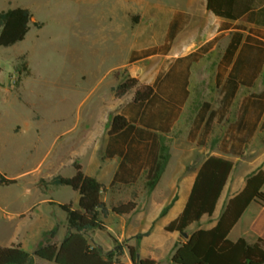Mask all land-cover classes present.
<instances>
[{
  "label": "crops",
  "instance_id": "obj_1",
  "mask_svg": "<svg viewBox=\"0 0 264 264\" xmlns=\"http://www.w3.org/2000/svg\"><path fill=\"white\" fill-rule=\"evenodd\" d=\"M119 9L121 13L112 8L109 18L121 47L118 52L126 56L117 66L123 72L118 85L130 77L154 90L143 103L134 100L135 89L115 96L117 102L108 110L128 121L122 132L109 135V125L104 133L101 119V128H92L79 139L75 160L85 175L104 186L102 200L108 210L136 204L130 214L110 213L105 229L88 237L104 252L123 245L124 264H133L127 247L136 248L139 259L170 264L180 234L165 227L183 212L206 159L228 160L233 170L213 215L190 225L189 236L213 228L226 203L245 187L246 177L264 171V6L256 0L253 16L234 20L214 15L207 0H125ZM163 142L170 159L148 193L145 183ZM74 162H63L57 175L70 169L72 177ZM50 186L53 193L60 191L61 187ZM72 193L70 203L77 209L79 194ZM48 202L67 204L48 199L41 205ZM66 231L65 225L62 238L55 242L59 244ZM98 232L107 234L106 248L93 239ZM228 238L233 242L244 238L248 243L264 239V206L251 204Z\"/></svg>",
  "mask_w": 264,
  "mask_h": 264
},
{
  "label": "rangeland",
  "instance_id": "obj_2",
  "mask_svg": "<svg viewBox=\"0 0 264 264\" xmlns=\"http://www.w3.org/2000/svg\"><path fill=\"white\" fill-rule=\"evenodd\" d=\"M124 2L0 0V13L24 8L33 16L22 42L0 47V247L20 243L33 255L56 225L55 240L62 238L66 214L41 201H74L70 188L53 193L49 180L63 162L78 163L79 139L101 128V119L103 132L109 128L114 111L108 108L117 102L112 89L123 74L117 66L126 57L118 52L109 18L112 8L121 13ZM60 175L70 177L72 171ZM3 180L16 183L5 186ZM93 239L103 248L110 242L103 232Z\"/></svg>",
  "mask_w": 264,
  "mask_h": 264
},
{
  "label": "trees",
  "instance_id": "obj_3",
  "mask_svg": "<svg viewBox=\"0 0 264 264\" xmlns=\"http://www.w3.org/2000/svg\"><path fill=\"white\" fill-rule=\"evenodd\" d=\"M256 0H207V9L218 17L239 19L254 14ZM264 6V0H258ZM260 11V10H259ZM33 16L28 9L15 8L0 13V47H11L22 42L30 30ZM36 28L42 24L35 22ZM135 89L134 100L143 103L153 95V87L139 85L136 79L127 77L112 89L116 97H122ZM129 126L120 115L112 118L109 135H115ZM169 147L163 142L157 162L148 175L145 189L148 193L158 184L169 162ZM75 174L72 177L56 175L49 184L56 187H68L79 194L78 208L71 203L58 207L66 214L67 231L63 240L55 242L59 225L46 232V243L37 248L33 255L26 252L21 244L0 247V264H33L34 258L55 264H124V246L104 252L100 247L92 246L89 233L103 231L104 220L110 213L127 215L134 211L136 204L125 203L110 210L102 200L104 186L94 177L83 173L81 166L74 162ZM233 170V163L216 157H209L201 165L186 206L181 215L165 227L167 232H187L190 225L199 223L204 216H212L221 193ZM5 186L15 184V180H3ZM44 180L37 186L44 192ZM173 203V202H172ZM171 204L166 206L158 219L164 217ZM264 206V171L258 169L246 177L243 190L231 198L225 205L217 224L211 229H200L191 234L184 243H176L170 264H264V239L258 238L248 243L240 238L233 242L228 235L243 213L251 204ZM139 234L136 239L148 235ZM133 264H157L155 261L139 259L136 248L127 247Z\"/></svg>",
  "mask_w": 264,
  "mask_h": 264
},
{
  "label": "water",
  "instance_id": "obj_4",
  "mask_svg": "<svg viewBox=\"0 0 264 264\" xmlns=\"http://www.w3.org/2000/svg\"><path fill=\"white\" fill-rule=\"evenodd\" d=\"M179 234H180V236L177 239V241L179 243H184L190 238V236H189V234L187 232H182V233H179Z\"/></svg>",
  "mask_w": 264,
  "mask_h": 264
}]
</instances>
